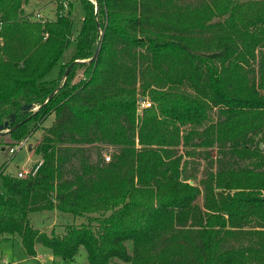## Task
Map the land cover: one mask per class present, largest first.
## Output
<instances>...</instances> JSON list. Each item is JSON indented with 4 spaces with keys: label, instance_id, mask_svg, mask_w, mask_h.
I'll return each instance as SVG.
<instances>
[{
    "label": "trees",
    "instance_id": "trees-1",
    "mask_svg": "<svg viewBox=\"0 0 264 264\" xmlns=\"http://www.w3.org/2000/svg\"><path fill=\"white\" fill-rule=\"evenodd\" d=\"M29 2L0 0V138L55 120L35 175L0 171V238L69 264L81 247L88 264H264V0H81L76 36L62 3L43 22ZM39 212L62 223L36 229Z\"/></svg>",
    "mask_w": 264,
    "mask_h": 264
},
{
    "label": "rangeland",
    "instance_id": "rangeland-1",
    "mask_svg": "<svg viewBox=\"0 0 264 264\" xmlns=\"http://www.w3.org/2000/svg\"><path fill=\"white\" fill-rule=\"evenodd\" d=\"M59 3L63 4V12H71V18L74 26L73 31L75 36L80 32L82 22L85 18L84 6L81 0H30L25 7L27 14L37 20L35 15L41 14L45 20H54L58 13ZM72 6V7H71ZM77 51V43L75 39L71 43L68 50L65 52L60 63L45 77V80H56L61 75L62 66L70 65L74 61V56ZM84 68H79L78 75L74 82H78L84 77ZM55 116H51L45 121L43 126L36 131L34 136L27 140L28 145L23 148H18L16 154L12 155L11 146L8 142L9 138H0V171L4 176L16 178L21 170H29L32 166L37 165L41 160V156L36 154V149L39 141L42 139L44 129L49 128L54 123ZM30 146H33V152L30 151ZM101 152L106 158L112 157L114 150L108 147H101ZM203 170V169H201ZM201 173L198 175L201 178ZM4 191V178L0 175V194ZM202 202V199L200 200ZM56 221L58 227L61 220L57 213L54 212H39L31 214V224L34 228L40 230L51 231V224ZM52 256L54 260H52ZM0 264H69L64 263L58 257H55L53 252L42 244L36 247V256L31 257L27 254L19 238H0ZM71 264H88V257L85 248L81 247L75 262Z\"/></svg>",
    "mask_w": 264,
    "mask_h": 264
},
{
    "label": "built area",
    "instance_id": "built-area-1",
    "mask_svg": "<svg viewBox=\"0 0 264 264\" xmlns=\"http://www.w3.org/2000/svg\"><path fill=\"white\" fill-rule=\"evenodd\" d=\"M61 13H62V11H61ZM35 17L37 18V20H40V21H43V22L47 21V20H45V19L42 17L41 14H37V15H35ZM142 106H143L144 108H149V107H151V104L148 103V102H144ZM27 140H28V139H27ZM27 140H24V141L20 142V143L17 145L16 148H11V150H10L11 154H12V155L16 154L18 148L20 149V148L26 147V146L28 145ZM106 160H107V161H110V158L108 157V158H106ZM40 166H41V163H39V164H37V165H35V166H32V167H31L29 170H27V171H26V170H21V171L18 173L17 177L20 178V179H25V178H28L31 174L35 175V174L37 173L38 169L40 168Z\"/></svg>",
    "mask_w": 264,
    "mask_h": 264
},
{
    "label": "water",
    "instance_id": "water-1",
    "mask_svg": "<svg viewBox=\"0 0 264 264\" xmlns=\"http://www.w3.org/2000/svg\"><path fill=\"white\" fill-rule=\"evenodd\" d=\"M99 51H100V46L98 47V50H97V52H96V54H95L93 60L96 59V58L98 57ZM142 102H143V100H142ZM30 108H31V106L25 107V109H30ZM12 121H15V115H12ZM3 129H4V126H1V127H0V131L2 132ZM261 148H262V149L264 148V144H261ZM31 149H32V147L30 146V150H31ZM191 184H193V182H191Z\"/></svg>",
    "mask_w": 264,
    "mask_h": 264
},
{
    "label": "crops",
    "instance_id": "crops-1",
    "mask_svg": "<svg viewBox=\"0 0 264 264\" xmlns=\"http://www.w3.org/2000/svg\"><path fill=\"white\" fill-rule=\"evenodd\" d=\"M31 147H32V149H33V146H31ZM29 149H30V148H29ZM32 149L30 150L31 152H33ZM52 213H54V212H52ZM56 224H57V222L54 221V222L51 224V226H50L49 228H52V227L56 226ZM36 247H37V246H36ZM30 258H31V257H30ZM52 260H54L53 256H52Z\"/></svg>",
    "mask_w": 264,
    "mask_h": 264
}]
</instances>
